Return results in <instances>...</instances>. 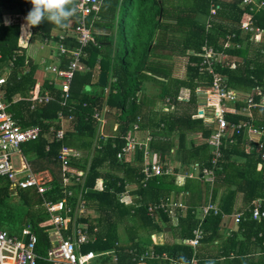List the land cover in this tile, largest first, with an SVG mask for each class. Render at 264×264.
Returning a JSON list of instances; mask_svg holds the SVG:
<instances>
[{
	"label": "trees",
	"instance_id": "1",
	"mask_svg": "<svg viewBox=\"0 0 264 264\" xmlns=\"http://www.w3.org/2000/svg\"><path fill=\"white\" fill-rule=\"evenodd\" d=\"M257 1L259 10L251 12L254 4L245 5L244 0H102L97 19L89 20L94 21L96 44L85 49L83 63L90 71L76 73L66 106L61 102V89L53 83L49 89L54 100L32 109L28 99L37 81L38 66L26 59V49L19 45L20 26L0 27L1 75H5L3 67L15 58L11 73L5 75L3 93L9 112L22 127L41 129L40 137L23 144L21 152L34 173L41 166L51 169L54 177L47 199L57 201L64 197L58 177L61 149L76 151L70 154L74 175L67 187L75 195L66 197L74 208L80 195L87 209L77 223L86 225L95 240L83 246L84 252L114 251L118 255L114 264H139V256L152 250L167 254L177 264H182V255L189 263L196 256L197 264H264V219L253 221L247 212L256 200H264V146L259 147L260 142L264 143V109H253L251 115L228 116L230 123L251 121L261 134L259 139L249 136L248 128L239 134L225 133L216 162L209 145L215 126L193 118L205 102L198 88H211L214 84V75L206 70L208 66H201L205 48L216 52L210 59L225 89L240 95L264 86V44L252 48L253 34L243 27L251 24L264 31V0ZM32 7L31 0H0V22L4 11L27 15ZM5 19L11 22V17ZM72 22L79 23L77 14ZM58 29L44 20L30 31L35 40H41L51 38ZM71 60L73 55L68 53L61 67L65 68ZM98 70L109 74L107 87L98 84ZM16 95H21L22 100L13 104ZM239 102L238 107L242 108L243 103ZM171 106L174 111L167 112ZM60 113L63 121L58 120ZM96 113L108 120L104 129L109 135L107 140L99 131ZM115 123L119 125L117 132H113ZM61 129L65 134L58 140L56 133ZM128 135L142 145L137 146L131 161H120L118 155L123 153ZM145 142L151 160L163 168H174V149L182 167L198 163L201 168L212 169L213 182H207L197 172L184 187H179L175 183L179 172L176 168L172 176L142 182ZM79 172H84V176ZM134 183L138 190L133 194L140 199L136 205L126 206L121 196ZM18 194L27 210L26 223H31L37 234V250L44 253L50 242L41 225L48 220V213L35 188L15 194L9 182L0 178V229L14 231V226L7 227L13 215L7 199ZM180 197L186 203L185 212H148L149 204L180 201ZM208 202L218 206L219 213L198 220V208ZM237 207L245 211V219L237 230L225 233L223 216L233 215ZM199 221L204 229L201 244L193 248L181 243L193 238ZM166 228L170 231L165 232ZM160 233L166 237L162 245L152 241L155 235L153 239L162 243ZM100 259L109 262L106 256ZM145 264L173 263L159 259L146 260Z\"/></svg>",
	"mask_w": 264,
	"mask_h": 264
},
{
	"label": "built area",
	"instance_id": "2",
	"mask_svg": "<svg viewBox=\"0 0 264 264\" xmlns=\"http://www.w3.org/2000/svg\"><path fill=\"white\" fill-rule=\"evenodd\" d=\"M257 1V0H255ZM254 0H244L245 5L255 4ZM79 4V10L77 16L79 17V23L73 26L72 29L69 27L63 28L64 34L60 35V55H67L68 53L73 55V60H71L65 68H60L54 66L52 72L56 73L57 77L61 80V102L62 105L66 106L71 98V85L75 78L76 73H86L90 71L83 63V58L87 56L85 49L90 44H96L94 36L93 22H90V18L99 15L101 10L102 0H77ZM252 7H250V10ZM214 13V11H213ZM244 29H249L252 32V37L250 38L253 41V44L263 41L264 36H261L262 30L257 27L251 26V24H246L243 26ZM68 32H72L78 46L72 51H69L64 45L63 41L68 36ZM262 39V40H260ZM229 47V43H227ZM257 48V47H256ZM205 52L202 54L203 62L201 66L207 65L208 72L214 75V84L211 88H198L199 92H203L205 97V102L201 104V107L198 108L197 114L193 118H202L206 123L212 124L215 126L216 130L211 135L209 140V145L212 147L213 162H216L217 158L220 157L219 147L221 145L222 136L229 132L231 135L234 133H241L244 128H248V134L252 137L259 139V132L253 127L251 121L241 120L240 122L230 123L228 116H241L243 114H252V110L258 108L264 109V86H260L257 89H254L252 93H239L234 90H227L223 85V79L220 75L215 74L213 61L211 57L216 56L214 49H204ZM262 53V51H261ZM220 54L219 56H221ZM224 56V55H223ZM224 58V57H223ZM201 68V70H202ZM7 83V77L1 75L0 72V178H4L9 182L10 189L12 192H18L19 190L36 188L38 192H45L48 188V185L52 182V177L44 173L35 174L28 164L17 167L14 163V156L16 153H21L22 145L31 141H36L41 134V129L39 126H32L28 128L22 127L15 119L12 113L9 112V104L6 102V98L3 93V87ZM50 85H53L50 83ZM51 95L49 87H46L44 83H37L29 94V101L32 102V109L37 106H44L51 103L54 99ZM22 100L20 95L13 97V104ZM241 101L243 107H238V104ZM107 111V109H106ZM95 119L99 120L100 128L99 131L104 136V140L109 138V135L105 134V126L107 125V120L100 113H96L94 116ZM64 115L59 114L58 120L63 121ZM137 126V125H136ZM135 126V127H136ZM119 126L117 125L114 128V132L118 131ZM64 129H61L56 133V138L58 140L63 139ZM127 142L126 147L123 149V153L118 155V159L123 161L127 154L135 153L138 145H142L137 139L133 136L128 135L125 137ZM144 147V157L145 165L143 169L144 173V183L159 176H172L174 175L173 169L163 168L158 162H153L151 160L149 151L147 149V142ZM264 143L260 142L259 147L263 148ZM76 151L74 149L63 147L58 155V159L61 163V175L63 178L62 184L66 189L70 185L71 177L74 175V172L70 168V154H74ZM264 158V155L262 156ZM197 168V171H200L207 182H213L215 172L208 167L201 168L199 164L194 166ZM80 176H84V172H79ZM191 176H185L189 178H194ZM178 185V181H175ZM186 182L182 184L185 186ZM146 186V185H145ZM71 194V193H70ZM128 192L122 194L121 200L125 203L126 206L136 205L134 200L128 199ZM66 208L63 201H60L55 204H47V209L50 214L54 216V223L58 225H67L71 222L70 218L64 219L62 216H58L57 213L61 212ZM148 212L151 215L159 214L164 211L165 213L178 209L180 212H185L187 206L180 201H162L156 204H149L147 206ZM200 215L197 216L198 220L203 221L206 217L211 215V213L217 215L219 213V207L213 205V203L208 202L207 205L200 206ZM249 218L253 221H261L264 219V200L258 199L254 202V206L251 207L248 211ZM223 219H229L235 227L238 226L245 219V211L236 212L233 215L223 216ZM199 221L198 226L193 231V238L190 240H181V243L185 245L192 246L197 248L201 244V239L204 236L203 223ZM229 226V225H228ZM79 244H84L87 241L86 231L78 230ZM23 235L28 237V242H24L21 239L12 237L6 232L0 230V264H38L39 256L36 252L37 238L32 233L31 229H25ZM259 237H263L260 234ZM155 244H158L154 240ZM160 244V243H159ZM264 245V244H263ZM77 246L70 240H62L58 244L54 245L47 253V260L52 264H92V262L98 256H108L111 255L115 260L118 259L116 252L103 253L96 255L94 252H88L86 254H81L78 252ZM137 257V256H136ZM169 260L173 264H177L173 258H170L167 254H159L156 251H148L142 253L139 256V264H144L146 260ZM198 259L196 256L190 261L189 264H197Z\"/></svg>",
	"mask_w": 264,
	"mask_h": 264
},
{
	"label": "crops",
	"instance_id": "3",
	"mask_svg": "<svg viewBox=\"0 0 264 264\" xmlns=\"http://www.w3.org/2000/svg\"><path fill=\"white\" fill-rule=\"evenodd\" d=\"M3 13L4 14H2V16H1L0 27L2 25L5 26V27H12L14 25L20 26L21 31H20L19 45L21 47H23V48L26 49V59H31L35 63V58L31 57V55L29 54V51L31 49L32 42L35 43V41H39V40H35L34 39V35L30 31V29H32V27L30 29L24 27L26 25L25 24L26 23V19L25 18H26L27 15H25V14H18L16 11H4ZM8 16L11 17V22L9 24L6 23V19H5ZM97 17L93 16L91 18L92 19H97ZM78 21H79V17H78ZM74 25H75V23H73V22L70 23L69 24V28L72 29ZM64 33H65L64 32V29L59 27L58 30H55L54 31V33L52 34L51 38L44 37V39H41V40H43V43L48 48L51 49L50 50V53H51L50 54V57H52V60L56 63V65L54 64V66H58L60 68H62L61 67L62 66V60L65 58V56H67V55H65V56L60 55V51H59L60 50V46H61L60 45V42H59V39H60L59 37H60V35H63ZM70 33L68 32V36H66V38H65L66 40L68 39V43L65 44L64 41H63V43L66 45L65 47L67 49H69V51H72L74 48H76L78 46V44L76 43V39L74 38L73 33L72 32H70ZM55 47H58V53H57V56L54 55L55 56V58H54V56H53V54H54L53 48H55ZM69 62H67L66 66L68 65ZM43 64H44V61H43ZM14 65H15V58H13V62H11L8 66L3 67V70H5L4 72H5L6 75L11 73L10 67H12ZM46 70H48V69H46ZM101 73L102 72H100V70H98V72H97L98 76H100ZM36 79H37L36 84L37 83H44V84H46L49 87L50 83H52V84L54 83V87H56L58 89H60V87H61L60 86L61 85V80L59 78L50 77L48 75V73L46 71H44V70L41 73V71L39 70V68H38V71L36 73ZM98 79H99V77H98ZM108 79H109V74H108ZM58 82H59V84H58ZM117 125L118 124L115 123L114 128ZM113 132H114V129H113ZM174 152H175L174 149L171 150V154H172L171 156L172 157L174 156V158L171 159V161H173L172 162L173 167L176 168L179 171L175 175V180L178 181L179 178H182L183 179V183H184V181L187 182V180H188V178L185 177V176H191L194 173L196 174L197 172L198 173L200 172V171H197L196 170L197 168L194 167L198 163H193V171L192 172L185 171V169H183L184 167H182V164L180 163L181 162L180 156L179 155L176 156ZM128 155L129 154L126 155V157L124 159L125 161H131L132 160V159H129L128 158ZM21 156H22V162L24 164H30V163H28L29 161L27 160V157L24 156L23 152H21ZM144 159H145V157H144ZM144 165H145V162H144ZM31 167L33 168V166H31ZM42 168H43V166H41V169L35 171V172H37L35 174H40V175L43 174L44 175V173H47V174H49L52 177V182H53V177L54 176L52 175V172H51V169L49 168V166L45 167L44 169H42ZM174 168H173V170H174ZM61 170H62V168H61ZM61 178H62V175H61ZM61 180L63 181V178ZM51 183L48 185L49 190L47 189L43 193L38 192V190L35 188L36 191H37V193L41 196L42 201H43L44 208H45L46 212L48 213V220L45 221V222H43L42 225H41L42 228H45V233L48 235L49 242H50L49 246L46 248V250H45L44 253H40V251L37 250L38 237H37V234L34 232L33 225L31 223H25L26 224V227L23 228L19 233L15 232V231L11 232L8 229H0L1 231L6 232L8 235H10L12 237H16L18 239H21L24 242H28V237H26V236L23 235V231L25 229H31L32 230V233L37 238L36 252H37V254L39 256L38 264H39L40 261L41 262H44L45 264H52L51 262H49L47 260V253H48V251L54 245L58 244L62 240H70L73 243H75L76 246H77V250L79 249L78 252L81 253V254H86L88 252H94V251H88V252H84L83 251V246L92 243V241L95 240V237L90 236L89 230H88V228H87L86 225H82V224L79 225L77 223V220L81 216L85 215L86 214V211H87V209L85 207V204L83 203V200H82L81 196L79 195L77 197L78 199L76 201V206L73 208V206H72L73 204L69 201V199L66 197V195H71V194H74L75 195L74 190H72L71 192H68L67 191V188L65 189L63 187V184L61 183V189H62V193L64 194V197L62 199H60V200H57V201L49 200V199L46 198V194L52 188ZM183 183H180V184L178 183V186L179 187H184V186H182ZM130 186H133L134 187V190L132 192L131 191H127V192L129 194V196H131L133 198L134 202L136 203V200L140 199V197L138 195H136V194H133V192L138 190V186L135 183L132 184V185H130ZM15 194H17V193L15 192ZM179 199L182 200L181 197ZM60 201H63L64 202L66 208H64L61 212H58L57 215L58 216H62L64 219L70 218L71 219V222L69 224H67V225H58V224H55L54 221H53L54 220L53 217L56 216V215L50 214L48 212V209H47V204H50V203L51 204H55V203H58ZM237 209H238L237 212H240L241 211L240 207H237ZM196 215L197 216L200 215V210L196 213ZM224 222L226 224V226H224V229L227 228L226 231L224 230L225 233H230L231 231L237 230V227H235L232 223H230V220L229 219L224 220ZM86 229L88 231V233L86 234L87 241L84 244L83 243L82 244H79L78 243L79 242L78 240H79L80 234H78V232H79L78 230H82V231L84 230V231H86ZM160 234L163 235V242L162 243L164 244V242L166 240L165 234L164 233H160ZM157 235H159V234H157ZM154 236L155 235H152V241L153 242H154V239H153ZM162 243H161V245H162ZM109 252H113V251L102 252V253H98V254L96 252H94V253H96V255H100V254L109 253ZM101 257H104V256H101ZM106 257H108L109 262L104 263L103 262L104 259L101 260L100 257L98 256L97 258H95V260L92 262V264H111V263L114 264L116 261H118V259L115 260L114 257H112L111 255H108ZM117 257H118V255H117Z\"/></svg>",
	"mask_w": 264,
	"mask_h": 264
},
{
	"label": "rangeland",
	"instance_id": "4",
	"mask_svg": "<svg viewBox=\"0 0 264 264\" xmlns=\"http://www.w3.org/2000/svg\"><path fill=\"white\" fill-rule=\"evenodd\" d=\"M259 7H260L259 2L256 1V3L254 4V7L251 9V12H257L259 10ZM260 34H261V36H264V31L262 30V32ZM260 40H262V39H260ZM250 41H253V40L250 39ZM262 44H264V38H263L262 42L255 43V44H253L251 42L250 45H251L252 48H254V47L256 48L257 46L262 45ZM50 50L51 49L48 48L43 43V40H39V41H35V43L32 42V46H31V49L29 51V54L31 55V57L35 58V63L37 64V66H38L39 70L41 71V73L44 70V71H46L48 73V75L50 77L58 78L56 76L57 74L52 72V68L54 67V64L56 65V63L52 60V57H50V54H51ZM53 51H54L53 56L54 55L57 56L58 47L53 48ZM249 53L251 54L252 52H249ZM55 56H54V58H55ZM43 61H44V64H43ZM46 69H48V70H46ZM58 84H59V82H58ZM205 97H206V95L203 94L201 98H203L205 100ZM107 122H108V120H107ZM109 126H111V122L110 121H109L108 127ZM196 141L200 142V140H198V139H196ZM128 158L129 159H133V153H130L128 155ZM14 163H15V165L17 167H20V166L24 165V163L22 162V156H21L20 152L15 154ZM183 167H184L183 169H185V171H187V172H192L193 171V163L192 164H188L187 166L185 165ZM58 177L61 178V175L59 173V167H58ZM178 181H179V183H183V179L182 178H179ZM133 190H134L133 186H130L129 189H128V191H131V192ZM19 194L11 196L9 199H7L8 205L11 208H13L12 219H11L10 222L8 221L7 227L14 226L13 230L15 232H17V233H19L23 228L26 227L25 223L27 222V217L24 216L26 214L27 210H26L24 205L22 206ZM128 199H132L133 200V198L131 196H128ZM184 204L186 205V203H184ZM122 233H124V232H122ZM157 243L159 244V242H157ZM111 264H113V263H111Z\"/></svg>",
	"mask_w": 264,
	"mask_h": 264
},
{
	"label": "clouds",
	"instance_id": "5",
	"mask_svg": "<svg viewBox=\"0 0 264 264\" xmlns=\"http://www.w3.org/2000/svg\"><path fill=\"white\" fill-rule=\"evenodd\" d=\"M31 4L33 7L25 18L26 25L24 26L29 29L40 25L44 20L57 27L67 28L69 27L71 18L79 10L77 0H31ZM166 111H174V107H167ZM188 179L190 178L188 177ZM180 260L182 264H189L183 255L180 257Z\"/></svg>",
	"mask_w": 264,
	"mask_h": 264
},
{
	"label": "water",
	"instance_id": "6",
	"mask_svg": "<svg viewBox=\"0 0 264 264\" xmlns=\"http://www.w3.org/2000/svg\"><path fill=\"white\" fill-rule=\"evenodd\" d=\"M98 84L102 87H107L108 86V73L107 72H102L99 76L98 79ZM170 231V228L165 229V232Z\"/></svg>",
	"mask_w": 264,
	"mask_h": 264
},
{
	"label": "bare ground",
	"instance_id": "7",
	"mask_svg": "<svg viewBox=\"0 0 264 264\" xmlns=\"http://www.w3.org/2000/svg\"><path fill=\"white\" fill-rule=\"evenodd\" d=\"M70 33V32H69ZM71 34V33H70ZM71 37V36H70ZM72 38V37H71ZM69 50V49H68Z\"/></svg>",
	"mask_w": 264,
	"mask_h": 264
}]
</instances>
